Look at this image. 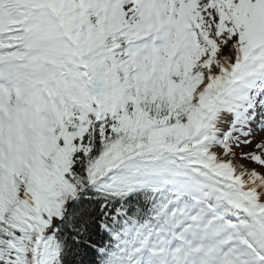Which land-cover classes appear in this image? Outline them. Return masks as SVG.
Segmentation results:
<instances>
[{
	"label": "snow or ice",
	"instance_id": "1",
	"mask_svg": "<svg viewBox=\"0 0 264 264\" xmlns=\"http://www.w3.org/2000/svg\"><path fill=\"white\" fill-rule=\"evenodd\" d=\"M0 264H264V0H0Z\"/></svg>",
	"mask_w": 264,
	"mask_h": 264
}]
</instances>
